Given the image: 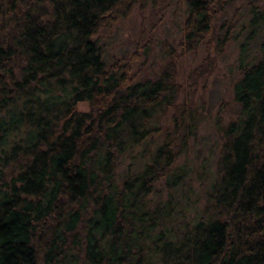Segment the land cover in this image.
Listing matches in <instances>:
<instances>
[{
    "label": "trees",
    "instance_id": "trees-1",
    "mask_svg": "<svg viewBox=\"0 0 264 264\" xmlns=\"http://www.w3.org/2000/svg\"><path fill=\"white\" fill-rule=\"evenodd\" d=\"M235 1L186 0L182 49L207 52L189 77L213 69L227 38L215 15ZM148 3L0 0V264H264V34L246 52L264 9L247 2L239 116L197 207L179 159L198 121L176 100L177 53L152 76L132 71L135 52L104 58L106 32Z\"/></svg>",
    "mask_w": 264,
    "mask_h": 264
},
{
    "label": "rangeland",
    "instance_id": "rangeland-1",
    "mask_svg": "<svg viewBox=\"0 0 264 264\" xmlns=\"http://www.w3.org/2000/svg\"><path fill=\"white\" fill-rule=\"evenodd\" d=\"M245 0H236L226 6L224 11L215 15V31L217 39L227 35L224 45L217 51L210 52L213 59V69L207 73L189 77L188 74L197 64L206 60L207 52L204 45L194 50H184L180 42L183 39V20L186 16V0H159L157 5L148 3L143 9L134 6L127 17L116 21L109 32H106L104 58L111 62L117 57H129L130 53H137V59H132V71L141 75H154L170 56L169 50L178 55L176 60L177 80L181 85V92L177 101L188 100L194 110L197 128L189 137L188 149L180 154V163L191 166L192 185L195 188L192 196H201L197 207L203 203L202 193L215 168L222 139V127L239 116L238 104L232 97V84L238 79L239 44L246 41L250 32L248 20L249 6ZM257 10L264 9V0H253ZM262 23L254 39H250L247 47L249 56L257 52L256 45L264 34ZM148 43V45H146ZM76 109L86 111L90 109L87 101L76 103ZM172 109L168 115L172 114ZM168 120L163 121L164 124ZM130 162L124 156L120 163V171ZM154 197L165 198L164 180L156 184ZM178 195V194H177ZM183 202V201H182Z\"/></svg>",
    "mask_w": 264,
    "mask_h": 264
}]
</instances>
